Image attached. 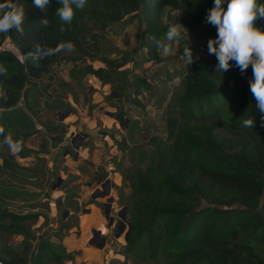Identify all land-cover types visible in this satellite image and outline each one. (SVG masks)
<instances>
[{
  "label": "trees",
  "instance_id": "1",
  "mask_svg": "<svg viewBox=\"0 0 264 264\" xmlns=\"http://www.w3.org/2000/svg\"><path fill=\"white\" fill-rule=\"evenodd\" d=\"M14 2L25 8L24 32L0 34V65L6 68L0 85L7 93L6 100L0 98V150L6 136L24 140L33 132L38 82L52 63L100 60L104 67L86 64L80 70L110 83L127 57L118 62L102 53L95 28L139 18L155 42L168 31L162 23L164 11L175 10V21L202 42L207 55L184 71L180 89L172 95L174 111L165 117V138L150 137V148L140 149L126 169L130 199L123 205L128 223L123 254L135 264H264V127L250 91L251 66L241 75L230 62L228 71L216 73L218 61L207 49L208 40L217 36L206 22L213 0H88L70 24H62L56 15L58 0H49L43 10L33 0ZM45 18L47 26L41 24ZM256 26L264 30V18ZM6 41L23 55L3 47ZM66 42L75 50L63 48ZM214 81L222 82L218 87ZM247 116L254 119L253 128L242 126ZM15 166L10 157L1 158L0 236L20 235L25 247L1 244L0 264H63L73 259L63 244L38 237L31 229L38 213L6 206V200L28 194L3 182L12 174L3 170L18 172ZM28 240H36L31 250Z\"/></svg>",
  "mask_w": 264,
  "mask_h": 264
},
{
  "label": "rangeland",
  "instance_id": "2",
  "mask_svg": "<svg viewBox=\"0 0 264 264\" xmlns=\"http://www.w3.org/2000/svg\"><path fill=\"white\" fill-rule=\"evenodd\" d=\"M176 14L172 9L164 11L162 23L167 29L180 25L175 21ZM180 32V39L171 42L172 51L166 55L156 44V41L167 43L166 35L150 42L139 18L95 28L102 53L118 62L127 57L114 71L110 83L81 72L86 64L104 67L102 61L89 58L52 63L38 82L40 94L33 132L24 140L13 139L11 134L13 142H19V149L13 151L4 143L0 150V157H10L18 171L3 170L12 173L3 182L28 193L6 200V206L16 212L38 213V218L31 221V229L38 237L63 244L71 234L80 236V214L97 202L90 199V189L86 187V181L97 176L94 169L102 178L110 176L113 183L109 194L113 197V214L129 202L126 169L136 162L140 149L150 148V137L166 136L165 117L174 111L172 95L180 89L189 65L182 57L184 47L191 49L194 60L207 55L202 42L194 41L183 29ZM3 47L16 50L8 41ZM118 113L121 120L116 119ZM45 122L56 127L46 129ZM58 178L61 181L56 186ZM64 210H68L65 217ZM101 211L103 214L102 207ZM61 219L70 225L68 229L62 227ZM72 226L77 229L70 234ZM125 230L117 238L111 229L103 230L102 257L97 262L84 260L83 249L79 248L71 251L73 259L63 264H135L130 255L123 254ZM35 242L28 240L30 250ZM4 243L19 250L25 247L20 235L0 236V245Z\"/></svg>",
  "mask_w": 264,
  "mask_h": 264
},
{
  "label": "clouds",
  "instance_id": "3",
  "mask_svg": "<svg viewBox=\"0 0 264 264\" xmlns=\"http://www.w3.org/2000/svg\"><path fill=\"white\" fill-rule=\"evenodd\" d=\"M88 0H58L59 7L55 13L62 24H70L76 11L83 10ZM34 5L41 10L49 4V0H33ZM264 18V3L259 0H213V6L209 9L206 22L213 25L217 30L215 39L210 38L207 42V49L210 55H214L218 61L216 73H223L231 67L230 62H234L239 68L241 75L251 66L252 79L249 81L250 91L253 94L257 108L261 113L260 127H264V30L256 26V21ZM25 19V8L14 0H3L0 2V34H5L15 29L17 33L23 35ZM47 26V18L41 21ZM180 29L186 30L178 24L169 27L166 34V41H156L157 47L164 54L172 51L171 42L177 41L181 37ZM63 31V28H61ZM68 51H74L75 46L71 42L62 45ZM14 54L22 56L18 49ZM182 57L186 65L194 62L191 49L184 47ZM199 59V57H195ZM6 74V68L0 65V75ZM177 77V82H179ZM222 81H214L220 86ZM0 98L7 99V93L0 85ZM242 126L253 128L255 121L247 116L243 119ZM0 133L3 129L0 128ZM4 142L13 151L19 149V142H13L11 136H6Z\"/></svg>",
  "mask_w": 264,
  "mask_h": 264
},
{
  "label": "crops",
  "instance_id": "4",
  "mask_svg": "<svg viewBox=\"0 0 264 264\" xmlns=\"http://www.w3.org/2000/svg\"><path fill=\"white\" fill-rule=\"evenodd\" d=\"M96 176L95 179L92 181H86V187L90 189V199L96 200V204H90L88 208H84L82 213L80 214V236H74L71 234L73 230L77 229V227L72 226L70 229V236L67 237V240L62 241L63 245L65 246L67 251H73L78 250L79 248L83 249V259L87 261H94L97 262L102 257L101 255V247L104 243L101 244V239H95L92 232L93 231H99L100 235L102 237H105L102 232L103 230H109L111 229V232L113 233V237L117 238L120 234H118L119 229L116 227V221L113 220L110 226H108V221L104 217L101 211L104 209L103 204L106 202L107 198H109L110 190L112 189L113 183L110 180V176L106 175L102 178L100 174H98L97 170L94 169L93 172ZM102 178V181L99 179ZM96 181H99L96 183ZM106 182V185L102 187L101 185ZM107 182H111L110 185L107 184ZM109 188V193L105 192V190ZM95 191L103 193V195L94 194ZM94 192V193H93ZM106 198V199H105ZM100 203V204H98ZM99 205V206H98ZM101 205V207H100ZM115 219V218H114ZM89 231V233H88ZM116 231V232H115ZM117 235V236H115ZM66 241V243H65ZM87 244V245H86Z\"/></svg>",
  "mask_w": 264,
  "mask_h": 264
},
{
  "label": "water",
  "instance_id": "5",
  "mask_svg": "<svg viewBox=\"0 0 264 264\" xmlns=\"http://www.w3.org/2000/svg\"><path fill=\"white\" fill-rule=\"evenodd\" d=\"M74 147L77 148L76 146H74ZM60 181H61V179L58 178V179H57V182H56V186L60 183ZM97 182H99V181H96V184H97ZM104 185H106V182H104L101 186L104 187ZM111 186H112V185H111ZM52 188H54V186H52ZM108 191H109V188H107V189L105 190V192H108ZM94 194H95V195H96V194L103 195V193L98 192V191L95 192ZM112 202H113V197L110 196L109 198H107L106 202L103 204V207H104V209H103L104 217H105L106 220L108 221V223H107L108 226H110L111 223H112L113 220H114V216L110 213V211H111V207H112ZM67 213H68V210H64V211H63V217H65ZM115 214H116V217H117V222H118V224H119V231H118V234H120V233H122V232L124 231V229H126V227H127V225H128V223H127V217H126V214H125V206L119 208V209L116 211ZM92 234H93L94 238H95L96 236H99V237L101 238V242L104 243V241H105V237H102V236L100 235L99 231H93ZM127 234H128V232H127V230H125V233H124V239L127 238ZM115 236H117V235H115Z\"/></svg>",
  "mask_w": 264,
  "mask_h": 264
},
{
  "label": "flooded vegetation",
  "instance_id": "6",
  "mask_svg": "<svg viewBox=\"0 0 264 264\" xmlns=\"http://www.w3.org/2000/svg\"><path fill=\"white\" fill-rule=\"evenodd\" d=\"M99 180L102 181V178H100ZM111 209H112V207H111ZM110 213L114 216V218H115L114 220L116 221V223H115L116 224V227L119 229V224L117 222V217H116V214H115L116 211H115L114 214L112 213V211H110ZM95 239H101V238L99 236H96Z\"/></svg>",
  "mask_w": 264,
  "mask_h": 264
}]
</instances>
